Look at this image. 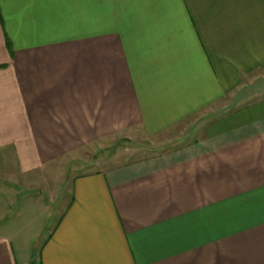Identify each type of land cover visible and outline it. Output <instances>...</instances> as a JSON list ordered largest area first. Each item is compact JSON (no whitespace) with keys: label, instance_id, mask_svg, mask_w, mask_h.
I'll return each instance as SVG.
<instances>
[{"label":"crops","instance_id":"0c3cea01","mask_svg":"<svg viewBox=\"0 0 264 264\" xmlns=\"http://www.w3.org/2000/svg\"><path fill=\"white\" fill-rule=\"evenodd\" d=\"M263 70L264 0H0V227L16 186L204 114L175 148L40 182L39 264H264ZM13 240L0 264H29Z\"/></svg>","mask_w":264,"mask_h":264},{"label":"rangeland","instance_id":"374dc122","mask_svg":"<svg viewBox=\"0 0 264 264\" xmlns=\"http://www.w3.org/2000/svg\"><path fill=\"white\" fill-rule=\"evenodd\" d=\"M262 73H264V70ZM259 79L264 82V75ZM223 111L222 109L217 112L218 115L216 116L219 117V114L223 113ZM206 117L207 115L200 114L182 123L171 132L156 138H148L146 140L144 138L134 140L120 139L104 148L90 149L88 152L79 155L78 159H74L72 167L65 173L57 171L55 172L57 177H54V174L53 177L47 176V179L46 177H37L35 185H38V187H30L29 189L25 186H23L24 188L16 186L19 194L12 203L9 213L8 211L3 213L7 215L8 222L6 228L0 227V233L14 238V250L20 262L28 260L30 261L29 264H39L41 248L58 220L59 203L51 200L50 195L56 190V187L57 190L63 189L62 185H58V178L62 177V175L60 176L61 173H63V177L67 178L72 174L75 175L77 173L75 168H79L77 174H86L94 171V168L90 166L95 161H104V167L113 166L153 156L175 148L181 143L196 139L199 136L198 132L208 123ZM101 161L97 162V164H102ZM79 164L80 166L75 167V165ZM101 166L99 165L96 168H101ZM44 180H48L47 182L52 190L51 193H49L46 185V187L39 185ZM35 198H38L39 201L33 202L32 200Z\"/></svg>","mask_w":264,"mask_h":264}]
</instances>
